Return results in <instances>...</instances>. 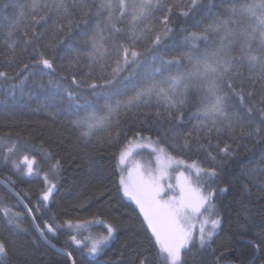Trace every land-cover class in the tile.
<instances>
[{
	"label": "trees",
	"instance_id": "16d2710c",
	"mask_svg": "<svg viewBox=\"0 0 264 264\" xmlns=\"http://www.w3.org/2000/svg\"><path fill=\"white\" fill-rule=\"evenodd\" d=\"M172 2L180 4L182 0ZM214 2L219 4V0ZM203 3L204 7L195 18L173 15L172 26L176 32L164 50L165 59L186 51L181 29L192 31L197 20L204 22L208 0H203ZM30 5L31 0H0V71L8 74V79L0 78V209L7 207L11 213H19V227H16V223L9 224L8 218L0 211V241L9 249L10 264H72L73 259L76 264H140L145 258L147 264H159L157 248L143 223L139 208L119 190L114 153L118 152L120 145L115 144L118 130L115 120L109 130L111 137L109 132H101L86 140L72 126L70 117L62 111L53 112L49 107L55 99L52 90L47 87L49 80L61 83L64 88L75 89L76 85L71 83L75 76L84 97L90 93L88 84H103L102 78L108 76L115 64L114 41L104 45L107 56L93 63L87 58L86 50H81L84 46L80 41L83 32L90 35L100 21L93 18L89 21L90 27L84 29L81 21L77 20L80 27L73 28L71 39L61 37L66 43L76 45L72 55L79 52L81 56L80 63L69 69L65 43L49 47L54 43L55 15L48 14L50 19L47 23L33 24ZM21 10H24L25 17L12 37L17 42L13 58L11 49L6 46V42H12L8 40L7 26L19 18ZM41 14L38 12L36 19ZM75 15L79 16L80 12L77 10ZM62 22L67 23L66 20ZM104 35L109 36L110 33L105 30ZM24 40L30 41L26 48ZM119 40L128 43L125 37H119ZM200 46L203 48L204 44ZM146 48L145 43L136 46V50L144 54V61L151 62L152 54L147 53ZM41 52L54 60L55 73L49 74L47 69L40 73L33 67V57ZM25 65L28 67L25 68ZM132 71L129 69L123 75ZM244 76L250 77L247 68L244 69ZM25 77L27 79L21 86L20 80ZM41 84L46 87L41 88ZM250 90L254 92L252 97L247 95ZM244 96L243 104L238 103V98L233 99L232 104L241 116L247 107H252L255 123L258 124V111L264 108L261 103L264 92L260 91L259 85L253 88L250 83H245ZM157 110L153 103L151 106L141 105L127 114L122 113L119 130L127 132L129 139L140 132L156 140ZM197 110L194 97L190 94L181 109L182 120L172 122L181 133L193 132L190 148L181 151L168 148L167 144L163 146L178 157L197 160L205 168L216 167L218 175L208 183L209 188L215 190V211L221 217V227L203 249L197 241L195 247L183 253L185 264H253V261L261 264L264 261V246L257 251L252 241L256 240L255 233L264 232V183L259 179L264 177V139L259 136L242 138L237 129L235 135L241 145L237 150L238 157L223 159L224 154L217 149V145L220 148L225 144H231L233 148L236 145L227 132L220 135L202 133L197 140L195 126L200 123L194 118ZM169 123L165 118L159 130L162 132ZM110 140L114 146H109ZM120 141L124 143L123 135ZM199 143L204 147L199 148ZM13 145L17 147L9 152ZM208 152L217 156L216 162L208 158ZM24 155L30 160L35 158L32 175L26 174ZM16 164L20 165L19 169ZM253 169L257 170L255 175H251ZM45 174L56 186L46 202L42 200V193L50 185L44 178ZM220 189L227 191L221 192ZM94 220L104 221L116 229L112 239L96 256L89 255L83 246L88 244L89 237L106 232V224ZM45 222L59 225L58 231L55 234L46 233V238L36 227L43 228ZM73 235L82 244L74 243L70 239ZM68 253L72 254L71 257Z\"/></svg>",
	"mask_w": 264,
	"mask_h": 264
},
{
	"label": "snow or ice",
	"instance_id": "6c2138e0",
	"mask_svg": "<svg viewBox=\"0 0 264 264\" xmlns=\"http://www.w3.org/2000/svg\"><path fill=\"white\" fill-rule=\"evenodd\" d=\"M30 7L33 24H40L41 21L47 23L50 19L48 14L55 15L54 43L49 47L55 48L57 43H65L69 69L80 63L81 56L79 52L72 55L76 45L66 43L61 37L71 39L73 28L80 27L77 20L81 21L84 29L90 27L91 19L100 21L90 35L84 31L80 41L84 46L81 50H86L87 58L93 63L107 56L104 45L114 41L115 64L108 76L102 78L103 84H88L90 93L84 97L75 76L71 79V83L76 85L75 89L64 88L61 83L49 80L47 87L55 97L49 107L53 112L62 111L70 117L72 126L86 140L101 132H109L111 137L109 130L115 120L118 129L115 144L120 145L118 152L114 153L115 167L119 173V190L139 208L143 223L157 248L159 264H185L183 253L195 247L197 241L203 249L221 227V217L215 211V190H211L208 183L218 173L216 167L205 168L196 160L189 163L186 159H176L169 154L168 148L181 151L189 149L193 138V132L181 133L172 122L182 120L181 109L191 94L198 109L194 118L200 121L195 126L197 140L202 133L215 132L220 135L227 132L236 145V148L231 144H225L223 148L217 145V149L224 154L223 159L238 157L237 150L241 145L236 139L237 129L242 138L259 136L264 139V108L259 109V123L256 124L252 107H247L241 116L232 104L235 98H238V103H244L245 83H250L253 88L259 85L260 91L264 92V0H219V4L208 0V11L203 14L204 22L197 20L195 30L192 31L181 29L186 51L171 59H165L164 50L176 32L172 26L173 15L195 18L204 7L203 0H182L180 4L172 0H31ZM174 9L177 11L174 12ZM77 10L79 16L75 15ZM38 12L42 14L36 19ZM24 17L25 12L21 10L19 18L7 26L8 40L12 42H6V46L11 49L13 58L17 42L12 37L19 30ZM64 20L66 24L62 22ZM105 30L110 33L109 36L104 35ZM24 35L27 36L28 32L25 31ZM119 37H125L128 43H121ZM140 43L147 44L145 51L152 54L151 62L144 61V54L136 50ZM201 43L204 44L203 48ZM29 44L30 41H23L25 48ZM33 60V67L40 70V73L44 69L49 70V74L56 72L54 60L47 58L45 53H38ZM245 68L250 77L244 76ZM129 69L133 71L123 75ZM0 78L8 79V74L0 71ZM26 79L20 80L21 86ZM40 87L46 86L41 84ZM247 95L252 97L254 92L250 90ZM153 103L158 109L155 113L157 138L153 141L151 137H142L137 132L135 137L148 140V144L137 147L144 149L151 146L157 162L164 160L166 163H162L158 171L153 170L151 162L128 167V160L133 155L132 139H129L127 132L119 130L121 114ZM261 103L264 104V99ZM165 118L170 123L161 132L159 129ZM122 135L123 144L120 141ZM208 143L210 145L211 141ZM109 146H114L111 140ZM197 146L203 148L204 144L199 143ZM16 147L13 145L8 151L12 152ZM207 155L211 161H217L216 155L211 152ZM23 163L26 165V174L32 175L35 158L30 160L24 155ZM173 163L178 169L183 166L184 170H178L175 184L164 183L166 178L171 180L168 168ZM15 167L19 169L20 165L16 164ZM256 171L251 170V175H255ZM204 177L208 180H203ZM44 178L48 180L47 174ZM259 179L264 183V177ZM55 187V184H50L43 191V201L49 200ZM0 211L8 218L9 224L15 222L16 227H19V213H11L7 207ZM194 221L199 223L198 228ZM97 222L105 224L104 221ZM36 227L45 238L46 233L55 234L59 229V225L48 222H45L43 228L39 225ZM105 227L106 234L89 237L90 243L83 245L89 255H99L112 239L116 229L111 224ZM255 235L256 240L252 243L260 251L264 246V232ZM70 239L77 245L82 244L75 235ZM71 255L68 253L69 257ZM0 264H10L9 249L3 241H0ZM72 264H76L74 259ZM140 264H147V258L141 260Z\"/></svg>",
	"mask_w": 264,
	"mask_h": 264
},
{
	"label": "rangeland",
	"instance_id": "374dc122",
	"mask_svg": "<svg viewBox=\"0 0 264 264\" xmlns=\"http://www.w3.org/2000/svg\"><path fill=\"white\" fill-rule=\"evenodd\" d=\"M141 136L142 137H151L149 135H142V134H141ZM130 139H132L131 151L133 152V155L128 160V167H132L136 163H139L140 165H145L146 163L151 162V166H152L153 170L158 171L159 168H160V166H161V164L162 163H166V161H164V160H162L160 163L157 162L156 155L155 154H152V152H151V146H149L147 148H144V149H140V148L137 147L140 144H148V140L147 139H141L139 137H136V138L135 137H132ZM151 139L153 141H155L154 138H151ZM169 154L172 157L176 158V159H186V158L181 157V156L178 157L177 155H174L170 151H169ZM186 160H188L189 163L191 162V160H189V159H186ZM201 166H203V165H201ZM178 170L183 171L184 170L183 166H180L179 169H178V166L175 163H173L171 165V167L168 168V172L171 174V180H168L166 178L165 181H164V183H169L170 182L172 184H175L176 183V176H177ZM47 177H48L47 182L49 183V185L50 184H55V182L51 179V177L48 174H47ZM94 221L97 222L99 220H94ZM194 223H196V226L198 228L199 227V223L196 222V221H194ZM105 224H108V223L105 222ZM104 234H106V232ZM92 237H94V236H92ZM89 243H90V241H88V244Z\"/></svg>",
	"mask_w": 264,
	"mask_h": 264
}]
</instances>
